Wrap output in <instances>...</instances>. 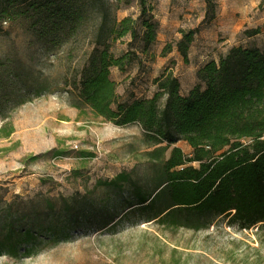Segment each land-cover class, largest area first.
Here are the masks:
<instances>
[{"label":"rangeland","instance_id":"374dc122","mask_svg":"<svg viewBox=\"0 0 264 264\" xmlns=\"http://www.w3.org/2000/svg\"><path fill=\"white\" fill-rule=\"evenodd\" d=\"M76 2L0 0V243L14 242L18 252L16 258L1 253L0 264H264L258 228L241 231L222 219L196 231L159 225L132 211L139 207L133 187L153 192L170 151L151 159L139 125L118 127L79 100L73 82L101 21L91 4L83 21L63 20ZM117 4L110 19L142 22L140 0ZM146 10L141 20L154 25L155 42L146 47L140 27L138 39L110 42L116 58L127 56L123 71L111 69L126 103L152 98L165 68L190 84L199 62L228 53L264 22V0H220L209 17L204 0H146ZM182 30H198L188 65L176 49ZM166 45L172 51L164 56ZM177 146L192 153L185 143ZM121 173L129 180L111 185ZM62 197L84 209L77 217L84 229L54 238L35 233L26 242L21 235L34 221L47 227L65 220L45 213L47 200Z\"/></svg>","mask_w":264,"mask_h":264},{"label":"trees","instance_id":"16d2710c","mask_svg":"<svg viewBox=\"0 0 264 264\" xmlns=\"http://www.w3.org/2000/svg\"><path fill=\"white\" fill-rule=\"evenodd\" d=\"M204 1L207 16H214L220 0ZM119 2L77 0L73 10L62 18L73 24L81 22L91 4L98 9L101 21L89 41L82 71L73 82L82 104L97 118L118 127L139 125L148 147L153 149L151 159L170 151L153 192L142 194L140 188L133 187L139 207L132 211L139 209L136 211L144 213V220L151 219L159 225L196 231L225 219L231 227L241 231L258 228L264 236V47H233L218 61H209L198 70L199 83L188 94L181 93L179 79L166 71L155 80L158 91L152 98L122 102L111 69L123 71L127 56L116 58L110 42L127 36L134 41L141 28L145 30L143 41L147 47L156 41L157 31L153 24L141 20L147 13L146 0H140L142 22L132 17L120 22L114 16L110 19L112 11L119 9ZM43 7L40 4L39 11ZM56 12V16L62 13L61 9ZM107 23L106 31L103 25ZM180 34L182 39L176 49L188 63V52L198 30H182ZM171 51L172 46L166 45L164 56ZM180 142L187 144L192 153L186 155L177 146ZM128 180L129 175L121 173L110 184ZM46 203L48 216L58 215L65 220H51L47 227L34 221L21 235L26 242L33 241L35 233L54 238L65 230L84 229L77 222L84 209L74 200L62 197ZM71 221L75 223L67 225ZM106 222L104 218L103 224ZM16 246L14 242H1L0 254L16 258Z\"/></svg>","mask_w":264,"mask_h":264},{"label":"crops","instance_id":"0c3cea01","mask_svg":"<svg viewBox=\"0 0 264 264\" xmlns=\"http://www.w3.org/2000/svg\"><path fill=\"white\" fill-rule=\"evenodd\" d=\"M264 20V18H263ZM260 26H264V22H261L259 24ZM260 26H257L255 28L254 31H251L250 34L248 33V37H247V40L245 41H239L238 43L230 46V49L233 48V47H243V48H251V47H256V48H263L264 47V28H258ZM252 32H255V33H252ZM195 41V40H194ZM194 43V42H193ZM192 43V44H193ZM191 48V47H190ZM229 49V50H230ZM227 53H225L224 55H226ZM178 55H180L178 53ZM222 55V56H224ZM221 57V56H220ZM220 57H218V59L216 58H210V59H207L205 61H201L199 62L198 65H196V68H195V73H194V76H193V81L190 83V84H186L184 82V77L185 75H181V76H175L179 79L180 83H181V93L182 94H188L191 90H193L197 85H198V79H197V72L200 68H202L206 63H208L209 61H218L220 59ZM183 59V58H182ZM182 62L184 63V59L182 60ZM185 64V63H184ZM190 64L189 62L186 63V65ZM178 66V65H177ZM165 71H168V72H173L174 74V70L173 68H165Z\"/></svg>","mask_w":264,"mask_h":264}]
</instances>
